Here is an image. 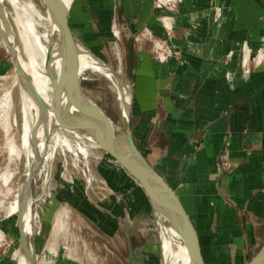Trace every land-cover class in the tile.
<instances>
[{
    "label": "crops",
    "instance_id": "crops-1",
    "mask_svg": "<svg viewBox=\"0 0 264 264\" xmlns=\"http://www.w3.org/2000/svg\"><path fill=\"white\" fill-rule=\"evenodd\" d=\"M178 3L161 18L152 0H121L120 13L118 0H74L68 23L80 46L101 58L114 17L135 37L137 147L198 235L208 234L211 245L213 225L230 234L239 227L249 256L264 244V63L256 55L264 48V0ZM159 40L176 51L165 62L154 57Z\"/></svg>",
    "mask_w": 264,
    "mask_h": 264
},
{
    "label": "rangeland",
    "instance_id": "rangeland-1",
    "mask_svg": "<svg viewBox=\"0 0 264 264\" xmlns=\"http://www.w3.org/2000/svg\"><path fill=\"white\" fill-rule=\"evenodd\" d=\"M33 2L39 6L38 0ZM152 2L155 10L162 13L161 18L173 16L180 5L168 3L160 9L159 0ZM109 23L112 27L107 29V37L113 41L116 18ZM112 41L106 43L104 51H101L104 59L94 54L112 67L121 69L126 81L128 75L123 39L120 37L117 42ZM167 43L170 46L168 41ZM262 49L263 47L256 53L257 56L261 55V60L264 59V55L260 53ZM154 57L157 58V55ZM255 57L253 53L252 59ZM83 90L115 124H122L116 95L105 77L96 73L87 74ZM21 98L15 65L0 35V264H17L19 257V210L13 212V208L19 203V158L23 157ZM78 143L82 147H88L87 158L75 154L78 151L75 142L72 143L74 151L58 146L52 161L41 162L32 186L33 221L30 243L33 254L37 255V262L128 264L132 252L133 264H162L159 230L149 200L142 189L132 180L125 181L120 176L121 173L118 174L109 164L104 163L85 140H78ZM10 145L17 148V151H12L13 147ZM59 217L65 227L61 226L63 228L57 230V233L55 228ZM191 221L193 225H197L193 218ZM208 222L209 219L199 228L207 229L210 226ZM211 228L215 232L209 234L215 243L210 245L208 234H199L206 264H248L254 257L249 264L255 263L264 244H256L249 256H246L248 250L242 249L239 227L236 234L218 233L216 225Z\"/></svg>",
    "mask_w": 264,
    "mask_h": 264
},
{
    "label": "bare ground",
    "instance_id": "bare-ground-1",
    "mask_svg": "<svg viewBox=\"0 0 264 264\" xmlns=\"http://www.w3.org/2000/svg\"><path fill=\"white\" fill-rule=\"evenodd\" d=\"M38 1L39 6L33 0H0V25L9 34L11 43L15 46L19 57V64L23 67V71L30 84L49 105L53 93V78L58 77L60 69L67 73L71 79L78 78L70 59V50L64 35V14L70 10L74 0ZM178 2L179 0H159V8L162 9L168 3L176 4ZM113 29V41L117 42L121 37V33L116 24ZM2 42L6 47L3 39ZM261 58V56L258 57V63L261 61ZM79 62L80 72L84 79L87 74L96 73L108 80L112 92L116 95L122 123L126 124L129 118V106L131 105L132 97L130 86L122 84L121 79L123 76L121 69L112 67L84 47L81 48ZM16 79L22 97L23 121L21 133L23 157L20 156L19 158L21 159L19 169V200L20 195L26 191L27 187L29 185L33 186L41 162L43 160L52 161L58 146H64L67 150L74 151L72 143L75 142L78 147V151L75 154H81L85 158L89 156V150L88 147H82L78 143V140L82 139L78 132L62 128L55 121L51 113H47L40 108L31 92L19 79L17 71ZM7 97L9 96L7 95ZM87 139L91 147H97V144L90 137ZM10 146L13 147V145ZM16 149L13 147L11 150L15 151ZM32 203V198L30 197L25 216V228L29 239L32 235ZM149 204L159 230L162 264H190L185 243L170 219L158 212L150 201ZM20 208L21 203L19 200V203L15 204L13 212L20 210ZM60 217L63 216L61 215ZM60 217L57 220L55 232L63 226ZM50 251L52 250L50 249ZM33 252H31L28 260L19 249L17 264H39L37 262V255L33 254ZM262 260L263 254L260 253L254 264H261Z\"/></svg>",
    "mask_w": 264,
    "mask_h": 264
},
{
    "label": "water",
    "instance_id": "water-1",
    "mask_svg": "<svg viewBox=\"0 0 264 264\" xmlns=\"http://www.w3.org/2000/svg\"><path fill=\"white\" fill-rule=\"evenodd\" d=\"M118 9L120 13L121 0H118ZM68 13L69 11H66L64 14V35L69 46L70 59L78 78L71 79L67 73L60 69L58 77L53 78V93L49 105L30 84L23 71V67L19 64V57L15 46L11 43L9 34L0 25V35L13 59L19 79L28 88L43 111L51 113L55 121L62 128L78 132L80 136L82 135L81 140H85L88 146L100 155L104 161L139 186L153 207L170 219L185 243L190 264H205L199 236L186 209L173 189L141 153L134 139L132 106L133 86L136 78L135 37L130 35L125 25L120 22L119 30L125 47V60L128 75L126 81L123 78L121 81L123 85L130 86L132 102L129 106V118L127 123L117 125L84 93L83 81L85 79L81 75L79 62V55L82 47L76 40L69 26ZM260 53L264 55V48ZM260 62L264 63V59ZM88 137L97 144L96 148L89 145V141H87ZM31 189L32 187L29 185L26 191L19 197L21 208L17 220L20 237L19 249L28 260L32 251L30 239L25 228V216L28 210V200L31 197ZM260 253L263 254L261 264H264V245L258 254ZM254 258L250 262H252ZM128 264H133L132 252L130 253Z\"/></svg>",
    "mask_w": 264,
    "mask_h": 264
},
{
    "label": "built area",
    "instance_id": "built-area-1",
    "mask_svg": "<svg viewBox=\"0 0 264 264\" xmlns=\"http://www.w3.org/2000/svg\"><path fill=\"white\" fill-rule=\"evenodd\" d=\"M154 48L157 58L161 62H165L166 60H168L169 57L173 56L176 52L171 45L168 46L166 40L156 41L154 43Z\"/></svg>",
    "mask_w": 264,
    "mask_h": 264
}]
</instances>
